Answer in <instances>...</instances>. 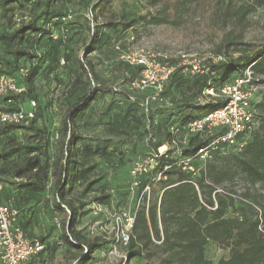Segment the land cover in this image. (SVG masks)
<instances>
[{
    "label": "rangeland",
    "instance_id": "374dc122",
    "mask_svg": "<svg viewBox=\"0 0 264 264\" xmlns=\"http://www.w3.org/2000/svg\"><path fill=\"white\" fill-rule=\"evenodd\" d=\"M246 8L250 12L241 16ZM158 15L167 16L173 24L153 20ZM12 24H28L31 30L23 41L28 54L11 73L23 91L9 96L13 102L8 109L34 110V117L19 125L25 130L10 135L18 141L24 135L36 139L47 135L50 170L42 191L20 189L17 185L25 180H16L13 186L2 184L1 195L5 203L19 210L16 228L29 241L43 244L34 263L176 264L169 263L167 254L157 247L128 259L126 246L117 237L125 218L159 195L156 183L150 185L152 169L134 179L132 167L162 146H166L164 151L170 149L169 156L177 166L183 141L191 139L184 118L200 116L195 110L208 100L201 92L180 86V79L192 76L184 72L165 84L159 99L141 105L146 93L131 88L138 71L121 59L119 50L166 55L175 64L179 53L191 55L202 65L217 55L233 63L240 55L246 57L264 47V0H0V32ZM94 34L97 43L89 53L87 44ZM228 43L233 45L226 51ZM220 72L210 76L215 88L232 83L240 76V67L224 81ZM256 79L260 82L253 109L264 94V76ZM98 88L104 93L97 92ZM93 90V100L75 117L78 181L67 195L85 204L76 229L89 240L98 239L95 251L86 254L85 249L74 248L62 238L69 211L58 204L54 182L62 167L58 141L63 121L77 99ZM253 130L241 135L236 146L226 148L227 154L236 155ZM167 134L174 137L175 144L168 146ZM4 142L1 136L0 151ZM146 186L149 193L144 192ZM222 191L236 200L225 216H238L240 199L264 214V185H251L238 177L215 189ZM246 213L254 215L252 209ZM204 257L216 264L227 259L229 252L209 242Z\"/></svg>",
    "mask_w": 264,
    "mask_h": 264
},
{
    "label": "trees",
    "instance_id": "16d2710c",
    "mask_svg": "<svg viewBox=\"0 0 264 264\" xmlns=\"http://www.w3.org/2000/svg\"><path fill=\"white\" fill-rule=\"evenodd\" d=\"M31 1L23 0L24 3ZM250 10V8L243 9L241 16ZM153 20L173 24V21L165 15H158ZM30 30L28 24L18 27L12 24L0 32V76L13 77L11 73L20 66V60L28 54L23 41H25L24 35ZM39 30L36 29L37 32ZM96 43L97 35L94 34L87 44L89 53L95 49ZM232 45L233 43L226 44L224 50L228 51ZM224 58V61L217 63L207 59L204 64L207 72L203 74L188 72L192 76L180 79V86L184 84L187 90H197L202 93L204 88L211 84V75H218L221 71L220 75H223L224 81L238 66L240 75L247 67H250L255 77L264 76V47L255 54L246 57L240 55L233 63L227 60L228 57L224 56ZM178 63L179 61L176 64L171 63L175 69L166 83L169 80L172 81L179 73H183L182 68L177 66ZM134 67L138 71V77L134 79L136 80L141 75L142 67ZM259 82L257 80V83ZM96 90L104 93L100 88ZM96 90L78 98L63 121L61 138L58 141L59 150L62 153V167L54 182L58 204L64 205L69 211L62 238L74 248L85 249L86 254H92L95 251L98 247V239L89 240L76 229L77 220L85 204L67 195L78 181L75 146L79 137L75 125L76 113L81 112L93 100ZM9 96L14 97L10 94L0 98V113L13 111L8 109L13 102ZM205 98L208 100L207 105L197 107L195 110L202 114L198 117L192 115L185 117L183 122L186 125L225 105L224 100L212 101L209 97L205 96ZM254 110L257 125L251 129L254 130L250 132V140L236 155H228L226 152L228 147H225L222 151L213 152L210 159L200 161L196 154L211 139L204 133H200L189 135L191 139L179 150L181 156L178 163L184 157L191 158V165L195 172L183 170L178 164L176 166L173 163L175 159L169 156L170 149L158 159L157 165L151 171L153 177L150 185L152 182L156 183L159 195L149 200L148 204L135 214L131 235L126 245L128 259L142 257L150 248L157 247L167 254L169 263L212 264L204 257L205 246L212 242L221 248L228 249L229 252L227 259H221L216 264H264V233L258 229L260 224L264 226V214L259 210L256 211L251 203L240 199L238 201L240 206L236 209L238 216L227 217L225 216L227 210L234 206L233 200H236L233 199V195L225 191L215 192L216 187L238 177L251 185L257 183L264 185V94L254 105ZM19 125L0 123V137H5L4 148L0 151L2 162L0 183L13 186L16 180H25V183L17 186L20 189L38 193L46 186L50 170L47 154L48 136L43 135L36 139L35 136L24 135L23 139L18 141L10 134L16 136V132L25 130ZM166 138L168 146H171L170 135L167 134ZM12 158L16 159L9 163L8 160ZM0 199L3 204L9 205L4 202L1 192ZM9 206L17 209L18 220V208ZM248 209L253 210V217H248L246 213ZM156 242L159 244H155ZM35 256L31 258L30 263L35 264L33 261Z\"/></svg>",
    "mask_w": 264,
    "mask_h": 264
},
{
    "label": "built area",
    "instance_id": "2783aa9c",
    "mask_svg": "<svg viewBox=\"0 0 264 264\" xmlns=\"http://www.w3.org/2000/svg\"><path fill=\"white\" fill-rule=\"evenodd\" d=\"M119 50L118 48H116ZM121 59L127 64L142 67L141 75L138 79L131 83V88L146 93L141 105L148 106L149 103L160 98L164 85L175 66L171 65L166 55H154L152 53L141 54L129 51L119 50ZM158 56V57H157ZM179 61L177 66L182 68V72L203 74L207 72V68L200 61L194 59L191 55L179 53L177 55ZM212 63L224 61L222 55L208 58ZM257 79L250 67H247L243 73L233 80L232 83L223 84L215 88L208 84L202 94L209 97L210 100H224L225 105L212 113H209L199 119L191 121L186 125L188 134L204 133L205 136L211 137L205 147L198 150L196 157L200 161L210 159L211 154L215 151H222L225 147H233L238 144L241 135L245 134L257 125L255 110L253 109V97L257 92ZM13 77L0 76V98L7 95H18L22 93ZM31 106L35 107L34 101ZM34 117V110L29 112L11 111L0 113L1 124H21L27 123ZM216 132V134H214ZM171 145L175 144L174 137L171 138ZM186 143L183 141L182 145ZM166 148V146H164ZM156 152L141 163H136L131 174L134 179L154 169L158 163V159L165 154L166 151ZM191 158H182L178 166L183 170L195 172L191 165ZM168 168V167H165ZM160 177V174H158ZM137 185V181L133 182ZM2 184L0 183V192ZM144 192L149 193V186L144 188ZM18 217L17 209L5 205L0 199V263L1 264H32L30 260L33 256L43 250V246L38 241H29L23 233L16 228ZM134 217L128 216L122 224V228L118 232L117 241L126 246L134 224ZM259 231L264 233L261 225Z\"/></svg>",
    "mask_w": 264,
    "mask_h": 264
},
{
    "label": "bare ground",
    "instance_id": "6f19581e",
    "mask_svg": "<svg viewBox=\"0 0 264 264\" xmlns=\"http://www.w3.org/2000/svg\"><path fill=\"white\" fill-rule=\"evenodd\" d=\"M166 148L164 146L161 147L160 151H164Z\"/></svg>",
    "mask_w": 264,
    "mask_h": 264
},
{
    "label": "crops",
    "instance_id": "0c3cea01",
    "mask_svg": "<svg viewBox=\"0 0 264 264\" xmlns=\"http://www.w3.org/2000/svg\"><path fill=\"white\" fill-rule=\"evenodd\" d=\"M2 191V190H1Z\"/></svg>",
    "mask_w": 264,
    "mask_h": 264
}]
</instances>
